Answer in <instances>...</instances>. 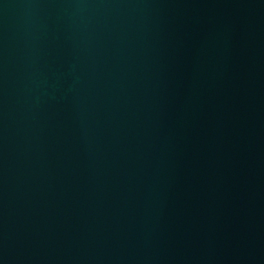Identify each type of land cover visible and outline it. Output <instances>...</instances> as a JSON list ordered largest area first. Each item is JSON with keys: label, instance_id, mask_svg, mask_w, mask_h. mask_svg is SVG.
<instances>
[{"label": "water", "instance_id": "95a60500", "mask_svg": "<svg viewBox=\"0 0 264 264\" xmlns=\"http://www.w3.org/2000/svg\"><path fill=\"white\" fill-rule=\"evenodd\" d=\"M0 264H264V0H0Z\"/></svg>", "mask_w": 264, "mask_h": 264}]
</instances>
